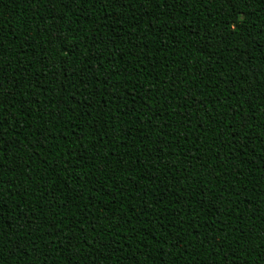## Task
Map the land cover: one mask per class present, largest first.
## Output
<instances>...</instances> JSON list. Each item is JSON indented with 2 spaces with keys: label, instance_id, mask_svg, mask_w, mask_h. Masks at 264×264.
Listing matches in <instances>:
<instances>
[{
  "label": "trees",
  "instance_id": "obj_1",
  "mask_svg": "<svg viewBox=\"0 0 264 264\" xmlns=\"http://www.w3.org/2000/svg\"><path fill=\"white\" fill-rule=\"evenodd\" d=\"M0 264H264V0H0Z\"/></svg>",
  "mask_w": 264,
  "mask_h": 264
}]
</instances>
